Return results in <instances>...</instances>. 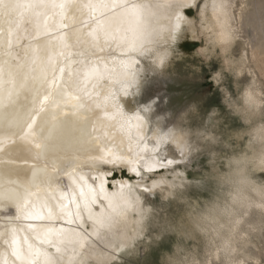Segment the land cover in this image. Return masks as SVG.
I'll list each match as a JSON object with an SVG mask.
<instances>
[{"label":"bare ground","instance_id":"6f19581e","mask_svg":"<svg viewBox=\"0 0 264 264\" xmlns=\"http://www.w3.org/2000/svg\"><path fill=\"white\" fill-rule=\"evenodd\" d=\"M14 2L20 7L11 16L0 15V66L3 68L0 97L6 104L0 108V136L7 137L0 145V234H4L0 236V264H22L12 254V229H15L17 250L27 253L28 246L32 245L49 254L55 252L56 247L42 242L43 229L50 228L54 232L62 229L78 235L83 228L91 232V225L101 223L105 208L115 210L120 204H126L131 209L130 201L114 202L117 194L131 192L140 197L148 214L140 234L129 246L116 253L117 260L118 254L132 247L147 230L150 203L145 195L158 193L166 199L169 196H166L165 180H178L180 187L186 181L181 168L196 148L190 132L186 154L180 153L171 143H158L153 138L155 131L164 132L180 125L158 120L159 116L151 113L154 108L152 101H137L145 73L163 69L178 33L196 29L187 18V12L196 7L199 0H179L183 7L166 8L160 14L145 7L154 0H55L58 4L81 5L80 8L66 7L62 16L59 8L39 6L49 4L50 0ZM101 2L117 7L106 11L82 7ZM159 2L165 4L167 0ZM133 5L141 7L134 13L130 11ZM126 9L129 11L119 21H111L114 13H122ZM177 11L181 17L179 21L176 19ZM198 11L201 33H210L212 41L218 45L230 38V0H205ZM46 18L47 29L44 25ZM60 22L65 27L60 28ZM105 22L110 23L111 36L106 39L97 31V39L93 41L88 34ZM10 28L11 48L7 44ZM61 36L66 38V47L59 43ZM35 47L46 51H41L33 63L31 48ZM47 54L54 55L61 84L77 99L69 98L67 104L56 109L55 120L52 119L53 109L46 107L34 125L37 135L29 137L33 143H28L22 139L27 124L31 123L28 113L31 111L35 115L39 111V102L43 100L42 95L33 100L35 93L30 91L31 77L39 75L46 65ZM69 64L73 72L71 79L67 70ZM61 66L66 69L62 76L59 73ZM10 72L16 76L15 85L8 83ZM25 73L29 79L21 88ZM9 90H12V102L8 100ZM106 98L104 107H96L97 102H104ZM117 107L122 117L108 119L117 112ZM73 112L76 115H72ZM57 121L62 122V126L52 139H46L47 130ZM41 125L43 131H40ZM81 126L86 129L91 150L80 154L78 163L63 159L66 155L64 142L79 136ZM36 143L40 148L35 147ZM149 164L153 165L151 169ZM34 171L37 173L35 180ZM114 171L124 172L128 177L115 179ZM177 191L174 189L172 195ZM5 196L18 197L22 204L27 199L29 212L35 205V211L45 218H32L29 213L18 211L16 204L4 199ZM93 199L95 202L85 207L86 201ZM45 203L53 211L52 219L47 218ZM61 204L66 212L59 210ZM50 239L57 240V237L53 235ZM5 240L9 242L5 243ZM85 240L87 237L81 240V246ZM57 242L60 245L63 239ZM35 264H42V260L36 258Z\"/></svg>","mask_w":264,"mask_h":264},{"label":"clouds","instance_id":"9594fccd","mask_svg":"<svg viewBox=\"0 0 264 264\" xmlns=\"http://www.w3.org/2000/svg\"><path fill=\"white\" fill-rule=\"evenodd\" d=\"M178 6L179 0L165 4L154 0L145 5L157 14ZM229 33L230 38L218 45L221 51L215 58L221 62L219 75L227 73L233 78L235 97L226 93L224 104L241 126L226 128L223 138L211 132L203 134L202 139L221 149L210 154V171L202 185L207 195L180 199L177 214L162 219L161 232L174 240L169 250L160 253L158 264H264V255L258 258L256 251L258 246L264 247V46L257 53L252 45L253 55L246 59L234 52L242 41L240 33L232 28ZM244 76L248 79L240 84ZM61 126L62 122H55L46 139H52ZM79 131V136L64 142L63 159L78 163L77 157L91 150L86 129L81 126ZM153 138L158 143H171L182 154L188 152L185 127L157 130ZM165 181L166 196H172L180 182ZM121 201H130L132 208ZM114 202L120 206L105 208L101 223L91 225V232L83 228L79 235L66 233L59 251L49 253L48 264H115L116 253L140 234L148 209L131 192L117 194ZM84 237L87 240L81 246Z\"/></svg>","mask_w":264,"mask_h":264},{"label":"rangeland","instance_id":"374dc122","mask_svg":"<svg viewBox=\"0 0 264 264\" xmlns=\"http://www.w3.org/2000/svg\"><path fill=\"white\" fill-rule=\"evenodd\" d=\"M204 1L199 0L197 6L187 12V18L196 29L178 33L166 66L159 71L145 73L137 101H152L154 108L151 113L159 116L158 120L178 124L190 132L196 148L181 168L186 181L166 199L158 193L145 195L150 203L147 230L132 247L118 254L115 264H158L160 253L169 250L174 240L173 236L161 232L162 219L177 214L180 199H199L207 195L202 187L203 177L210 171V154L221 149L218 144L202 139L203 134L211 132L223 138L226 128L241 126L229 115L224 104V95L227 93L235 97L236 89L230 75H219L221 62L215 56L221 50L212 41V35L201 33L198 27V10ZM230 10V28L237 30L242 39L234 52L239 51L241 56L250 59L252 45H255L257 53L264 46V0H230ZM247 79V76L241 77L239 83L243 84ZM113 177L120 179L128 176L114 171ZM256 251L258 258L264 255V247L258 246Z\"/></svg>","mask_w":264,"mask_h":264},{"label":"snow or ice","instance_id":"6c2138e0","mask_svg":"<svg viewBox=\"0 0 264 264\" xmlns=\"http://www.w3.org/2000/svg\"><path fill=\"white\" fill-rule=\"evenodd\" d=\"M40 7H52V8H59L61 9V16L63 15V10L66 7H77L80 8L81 5H77L75 3H70V4H65V3H56L55 0H50L49 4H41L39 5ZM184 5H179L178 7H183ZM18 7H20V5L18 3H15L14 0H0V15L5 16V17H9L11 16V14L15 11V9H17ZM83 8H88L91 9L92 11H106L110 8H114L117 7V5L115 4H108V3H97V4H85L82 6ZM120 7L123 8V6L121 5ZM140 5H133L132 8L130 9V11L132 12H137V10L140 8ZM127 11L129 10H125L122 13H114L111 17V21H119L124 15L127 14ZM176 19L177 21H179L181 19L179 12L177 11L176 13ZM101 23L97 25V28L93 30V32L89 33L88 35L91 36L93 38V41H95L97 39V31H99L100 33H102L104 35V37L107 39L111 36V26L110 23ZM44 25L45 28H48V21L47 18L44 21ZM59 27L63 28L65 27V25L63 24V22L59 23ZM11 35H12V31L11 28L9 29V33H8V39H7V44L8 47L11 48L12 45V40H11ZM77 39H79V35L77 34ZM66 38L65 36H61L59 38V43L62 46H67L66 42H65ZM51 46V42H49V47ZM41 51H46V49H41L39 47H35V48H31V52L33 54V63H35V59L40 57V53ZM6 54H10V53H6ZM61 55L63 53H60ZM27 55V52H26ZM46 60L47 63L45 66H43L40 70L39 75H33L31 77L32 79V88L30 89V91L34 92L35 95L33 96V100H37L39 98V96H43V100L39 102V111L35 113V115H33L31 113V111H29L28 116L31 119V123L27 124V131L25 132L24 136L22 137V139L27 140L28 143H33L32 140L29 139V137H33L37 135V132L34 128V125L37 124V117L45 112L46 107H51L53 109V114H52V119L55 120L56 116H55V110L60 108V106L62 104H67L69 102V98L70 99H77V97L72 96L67 90L66 88L61 84L60 82V77L57 76V63L56 60L54 58V55L52 54H47L46 56ZM65 67L61 66L59 67V73L61 74V76L64 74L65 72ZM67 70H68V75L69 78L71 79L73 72L71 69L70 64L67 66ZM49 72H51V78H49ZM3 74V68L2 66H0V76H2ZM29 79V76L27 73H25L23 75V83L20 84L21 88H24L27 84V81ZM8 83L15 85L16 83V76L13 75L11 72L9 73V81ZM11 96H12V90H9L8 92V100L9 102L11 101ZM107 103V98L105 99L104 102H97L96 103V107H104ZM2 107H6V104L4 102V98L0 97V108ZM72 115H76L75 112L72 113ZM116 116H120L122 117V114L119 113L118 107H117V112L113 113L112 116H109L108 119H112ZM43 125H41L40 127V131H43ZM7 137L6 136H0V145H2L5 141H6ZM36 148H40V144L36 143L35 144ZM171 163V162H169ZM160 167H164L163 164L159 165ZM151 167H153V165L149 164L148 168L151 169ZM133 171H135V169H133ZM36 175L37 173L34 171L33 172V180L36 179ZM81 180H83V176H81ZM101 192H103V185L101 184ZM83 195V193H82ZM4 199L6 200H11L13 203L16 204V207L18 209V211L22 212V213H29L30 217L32 218H36V219H44L45 217L41 214H39L38 212L35 211V205L33 206V210L31 212H29V209L27 207L28 201L27 199H25L23 201V204L20 202L18 197H14V196H5ZM95 200H91V201H86L85 203V207L88 206V203H94ZM45 208H48V205L45 203L44 204ZM59 210L61 212H66V208L64 205H59ZM70 215V213H68ZM48 219H52L53 218V211L48 208ZM71 222V221H69ZM12 232V239H11V245L13 246V251L12 254L14 256H16L17 260L22 261V264H35V260L36 258H40L42 260V264H48L49 261V254L46 251H42L40 249L34 248L32 245L28 246V250L27 253H22L21 251L17 250V248L15 247L17 240L15 237V229L11 230ZM44 232V237H43V241L42 242H46L49 243L51 246L56 247V250L59 251V244L57 242V240L59 239H63L66 232H64V230H57L54 232L53 229L47 228V229H43ZM4 234H0V236H2ZM56 236L57 240L54 239H50L51 236ZM5 243H8V240L4 241ZM5 264H7V262H5Z\"/></svg>","mask_w":264,"mask_h":264}]
</instances>
